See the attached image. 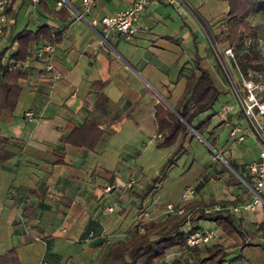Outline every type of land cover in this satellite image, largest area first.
<instances>
[{
  "label": "crops",
  "instance_id": "1",
  "mask_svg": "<svg viewBox=\"0 0 264 264\" xmlns=\"http://www.w3.org/2000/svg\"><path fill=\"white\" fill-rule=\"evenodd\" d=\"M56 1L47 0L51 8L68 11L64 22L49 16L36 1L5 0L8 24L0 39V62L17 48L14 35L19 30L24 26L34 30L45 22L57 33L54 63L60 77L52 78L45 61L34 55L47 40L30 43V55L18 60L25 62L18 68L20 99L12 118L0 119V134L9 138L13 151L0 161V253L16 246L22 264H96L110 238L131 236L137 212L147 199L139 200L144 185L133 191L135 182L110 192L104 188L108 183H125L141 162L149 160L156 141L154 105L160 101L169 108L164 100L173 105L181 94L195 42L201 43L203 34L197 19L199 24L184 8L164 0L149 1L130 36L106 30L99 19L133 0H92L85 18H76ZM70 2L74 11L82 8L81 0ZM213 65L219 72L214 58ZM98 80L103 81L101 88ZM87 117L110 130L100 151L62 141L68 122ZM229 119L247 128L239 112L230 113ZM217 139L221 144L219 135ZM226 139L224 144L231 149L226 155L234 160L247 164L256 157L252 134L241 142ZM223 184L225 194L209 200L236 198L231 202L236 204L252 198L243 181L228 187L223 180ZM261 195L264 200V187ZM108 205H114L110 212L105 209ZM255 207L239 215L251 221L264 219V203ZM200 224L216 226L210 220ZM251 248H258L253 258L264 264V250L256 245L231 251L225 264H251L246 254Z\"/></svg>",
  "mask_w": 264,
  "mask_h": 264
},
{
  "label": "trees",
  "instance_id": "2",
  "mask_svg": "<svg viewBox=\"0 0 264 264\" xmlns=\"http://www.w3.org/2000/svg\"><path fill=\"white\" fill-rule=\"evenodd\" d=\"M33 1H36L49 16L62 22L69 15L64 7L51 8L47 0ZM223 1L227 2V11L225 19L218 24L217 32L213 30L207 16L199 9L190 10L208 35L221 44L233 48L244 72L248 67L261 69L262 55L256 46L259 41L257 25L251 21V16L264 13V0ZM6 11L8 13L9 8ZM53 31L45 22L34 30L24 26L14 35L17 48L10 53L9 59L25 60L30 55L29 44L32 42L44 39L55 41L57 37L52 35ZM193 35L197 36L194 32ZM166 38L173 39L172 36ZM173 40L178 41L177 38ZM246 40L251 41L247 49L243 47ZM19 75L20 70L9 68L7 60L0 62V119L10 120L13 116L22 92ZM96 83L99 88L103 85L101 80ZM226 92H228L227 88H223L210 71L205 56L198 50L196 41L184 88L173 102L178 114L160 101L154 105L156 146H169L170 152L162 161L156 175L149 178L138 193L141 202L166 177L170 167L177 163L181 155L190 151L189 144L195 131L205 133L207 140L210 138V144L217 146V135L214 134L213 128L209 127L215 112H209L201 118H198V115L210 109L219 95ZM109 133L110 130L99 127L93 118L87 117L79 123L68 122V129L62 141L78 148L100 151ZM8 142L9 138L0 134V161H5L13 155ZM221 154L239 175L237 176L225 163L218 160L221 167L219 171L227 173L223 177L225 185L229 187L243 180L250 183L249 175L245 171L247 164L225 155L222 150ZM213 177L217 178L218 173H213ZM202 185L199 183L196 190ZM233 201H236V198L208 201L193 199L183 205L181 214L165 217L160 215L166 205L162 203L159 206L160 212L155 216L146 218L142 214L139 215L129 238H110L105 248L98 253L96 264H225L227 254L236 249L241 251L246 246L256 245L264 250V219L251 221L225 209L205 211L207 206ZM201 220H210L217 226V238L211 243L189 245L187 236L190 232L203 227L200 224ZM187 221L190 224L189 231L185 228ZM0 264H22L16 246L0 253Z\"/></svg>",
  "mask_w": 264,
  "mask_h": 264
},
{
  "label": "built area",
  "instance_id": "3",
  "mask_svg": "<svg viewBox=\"0 0 264 264\" xmlns=\"http://www.w3.org/2000/svg\"><path fill=\"white\" fill-rule=\"evenodd\" d=\"M150 0H133L132 3L124 8L103 15L99 22L108 31L122 32L127 36L132 35L135 31V23L145 6ZM167 3H172L176 6L187 7L184 0H164ZM92 0H81L82 8L73 10L70 0H57L58 6H66L71 9L76 18H85V13L88 11ZM8 24V16L5 8V0H0V39L4 35ZM201 26V24H200ZM203 36L206 40V45L210 49L215 60L218 70L221 75V81L227 88L230 96L222 104L221 120L224 121V128L227 136L233 142L243 141L247 134L250 133L255 138L257 143V155L254 159L247 163L246 169L249 175L250 183L243 180L244 184L252 193V198L249 201L240 203H216L213 206H207L205 211L225 209L235 215H239L244 210H252L257 203H262V189L264 187V53L261 59V69L248 67L244 72L239 64L235 52L232 47L221 44L218 40L212 38L206 33L203 27H200ZM56 31L52 35L56 36ZM251 41L246 40L243 47L247 49ZM55 41L47 40L38 46L34 55L45 61V70L49 72L52 78L60 77V72L54 63ZM10 53L8 52V57ZM9 68H19L25 66V62L14 59H7ZM239 112L245 118L247 128L239 121L229 119V114ZM29 112L26 116L29 117ZM134 184V178H129L125 183L119 182L108 183L105 186V191L110 192L114 187L129 188ZM195 194L194 185H187L180 196L178 204L166 203L160 215H178L183 211V205L190 201ZM107 212L114 209V205L105 207ZM144 214L147 215L146 212ZM186 230H190V224L187 221ZM216 226L210 225L201 229L190 232L187 236L189 245H201L211 243L216 239ZM43 264H46L43 262Z\"/></svg>",
  "mask_w": 264,
  "mask_h": 264
},
{
  "label": "rangeland",
  "instance_id": "4",
  "mask_svg": "<svg viewBox=\"0 0 264 264\" xmlns=\"http://www.w3.org/2000/svg\"><path fill=\"white\" fill-rule=\"evenodd\" d=\"M184 1L187 4V7L183 5L182 8L186 10L188 15H190L196 20L194 14L191 12L190 9L191 8L199 9L203 14L207 16L213 30L215 32L218 31V24L225 19V15L227 11L226 1L223 0H184ZM251 21L257 25L259 41L258 44H256V46H258V50L262 55L264 53V13H257L252 15ZM203 41L201 40V43L206 44V40L204 36H203ZM201 43L198 44V50L200 54L204 53L208 58L210 64V71L212 72V74H214L217 81L219 82L217 74L220 76V78L221 75L220 72L217 71L215 65H213V56L211 54V51L206 46L203 49V44ZM219 84L223 88H226L224 83L219 82ZM229 96H230L229 92H226L225 94L221 93L210 109L198 115V118H201L209 112L210 113L215 112L211 118L209 127L211 129L213 128L215 135H219L221 144H218L216 147H214L209 142L210 138L207 140L205 133L203 134L200 133V135L204 139H202L198 134L195 133L193 139L190 141L189 144L190 151L187 153H183L181 157L177 160V163L174 164L172 167H170L166 177H164L157 184L153 192L147 197L145 205H143L140 208V210L137 212L138 215L140 214L144 215L143 212L147 211L148 215L155 216L160 212L159 206L162 203H169V202L174 204L177 203L180 199L183 189L190 184L194 185L195 187L194 198L199 197L205 200H209L211 198H214V196H220L225 194V191L227 189H225L222 177L227 173L225 171L223 172L219 171L221 169L219 161L223 163L225 162L222 161L215 154L214 149L219 151L220 154L222 150V152L225 155L231 152V149L224 144L228 142V139H226L227 137L226 131L223 128L224 121L221 120L222 104ZM165 100L167 101V99ZM243 119L245 120L244 117ZM154 144L155 145H153L151 151L149 152L148 150L149 160H147L144 163L141 162L133 172L134 182L136 183V185L131 187L133 191L136 189L140 190L142 188V185H144V183L147 182L149 178L156 175L162 161L170 152L169 146H156V141ZM213 173H218V177L214 178ZM199 183H202L203 186L199 190H196V186ZM243 188L246 191L249 190L246 185H243ZM262 203H264V200H262ZM201 222L204 224L206 220H201ZM257 249L258 248H251L249 250L250 252L246 253L247 257L251 261V264H257V262L253 258L258 255Z\"/></svg>",
  "mask_w": 264,
  "mask_h": 264
},
{
  "label": "water",
  "instance_id": "5",
  "mask_svg": "<svg viewBox=\"0 0 264 264\" xmlns=\"http://www.w3.org/2000/svg\"><path fill=\"white\" fill-rule=\"evenodd\" d=\"M165 102L167 103V105L169 106L170 109H172V110H174V111L176 112V110L174 109V107H173V105H172L171 103L167 102L166 100H165ZM176 113H177V112H176ZM177 114H178V113H177ZM191 128L193 129L192 126H191ZM195 133L198 134L202 139H204V138L200 135V133H198V132H196V131H195ZM214 151H215V154H216V155H217L222 161L225 162V164L230 168V170L233 171V172H235V171L232 169V167L227 163L226 159L220 154V152L217 151V150H215V149H214ZM235 174H237V173L235 172ZM237 175H238V174H237Z\"/></svg>",
  "mask_w": 264,
  "mask_h": 264
}]
</instances>
